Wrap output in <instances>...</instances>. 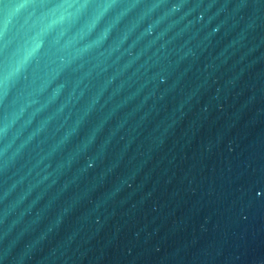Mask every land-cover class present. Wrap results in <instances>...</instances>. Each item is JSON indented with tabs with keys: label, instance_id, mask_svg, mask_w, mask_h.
Segmentation results:
<instances>
[{
	"label": "water",
	"instance_id": "1",
	"mask_svg": "<svg viewBox=\"0 0 264 264\" xmlns=\"http://www.w3.org/2000/svg\"><path fill=\"white\" fill-rule=\"evenodd\" d=\"M0 264H264V0H0Z\"/></svg>",
	"mask_w": 264,
	"mask_h": 264
}]
</instances>
